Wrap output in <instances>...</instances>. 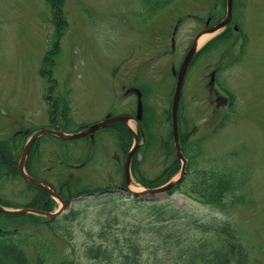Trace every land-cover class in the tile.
I'll return each instance as SVG.
<instances>
[{
  "label": "rangeland",
  "instance_id": "374dc122",
  "mask_svg": "<svg viewBox=\"0 0 264 264\" xmlns=\"http://www.w3.org/2000/svg\"><path fill=\"white\" fill-rule=\"evenodd\" d=\"M219 1L178 0L166 11L143 19L140 16L145 11L142 0H64L59 17H62L61 21L56 19L47 0H0V130L7 127V132L0 133V139L18 134L19 130L52 126L51 118L55 119L57 115H50V102L56 97L59 101L67 96L71 101L72 122L67 123L60 118L61 125H94L109 112L134 115L137 105L135 94L125 96L124 93L131 87L139 88L155 117L150 128L155 146L150 152L139 153L138 159L142 162L141 169L149 172L150 176L159 174L166 158L160 157L161 141L157 140H163L171 130V122L167 123L166 119L176 86L174 69L179 70L187 49L208 16H212L216 24L221 20L217 10L214 14ZM241 12L239 21L247 41L244 55L232 64L240 55L243 44L239 35H235L229 49L216 53L215 57L212 54L205 61V67L212 65L211 70L221 69L219 86L230 99L234 96L233 107L215 111L218 108L217 97L215 93V96H210L207 84L210 72H206L203 66L195 71L197 75L190 73L188 76L181 110L183 120H190L188 125L191 128L193 124L197 126L194 140L206 137L202 149L207 158L216 159L218 165L230 166L245 176L252 202L233 210L232 218L244 242L256 252L257 263L264 264V0H245ZM177 18H183V21L175 34V51L171 54V35ZM62 23L63 30L59 32L57 27ZM224 30L213 34V37ZM213 37L210 36L206 43L209 41V44ZM58 49L57 62L46 65L44 69L52 73L46 75L45 72L44 75L43 65L49 63L45 60L47 53ZM205 75L207 78H203ZM49 76L61 86L53 99L49 94L53 85L48 82ZM115 76L118 84H125V91L120 88L118 93L113 91ZM218 104L222 105L223 100ZM223 111L229 115L230 121L216 133L214 129ZM128 128L139 135L135 120L129 122ZM104 134H100L88 165L74 174L72 170L75 168L71 165L79 164L62 166L68 167V178L79 181L81 186L86 183L101 187L123 184L122 172L118 177L115 175L118 170L115 156L118 154L120 157L119 168L124 165V157L114 136L107 138ZM78 144L82 142L68 141V156L78 157ZM134 144L133 136L131 148ZM42 145L46 149L47 172L57 173L59 167L55 160L64 154L62 145L47 136L42 138ZM60 173L63 171L59 170L57 174ZM48 174L51 175L50 172ZM114 190L115 194H120L118 197L124 205L125 200L120 197L130 200L131 190L140 191V188L131 185L128 192ZM25 192H28L27 185L22 179L16 182L0 179L1 200L23 206L26 200L22 195ZM106 194L87 196V199L85 195L79 196L78 201L71 202L65 211V215L77 212L76 219L57 220L53 231L46 229L49 225H25L22 220L12 221L8 230L35 233L37 228L41 229V236L54 245L47 264H58L67 250L74 252L79 264H97L84 258L82 248L88 233L105 221L100 219L98 199ZM142 199L170 200L180 209L202 219L224 216L180 193H162ZM119 214L112 226L113 232L123 238V224L134 222L135 217L126 216L122 206ZM3 221L0 218V228L5 223ZM145 239L148 244L149 236ZM148 247L149 255L153 245L148 244Z\"/></svg>",
  "mask_w": 264,
  "mask_h": 264
},
{
  "label": "trees",
  "instance_id": "16d2710c",
  "mask_svg": "<svg viewBox=\"0 0 264 264\" xmlns=\"http://www.w3.org/2000/svg\"><path fill=\"white\" fill-rule=\"evenodd\" d=\"M177 1L142 0L145 11L140 16L143 19H147L157 15L162 11H166L167 7L174 5ZM47 2L51 4L56 19L62 21V17H59L64 0H47ZM219 3L215 5L214 14L217 10L221 14L219 15L220 19H222L226 12V0H220ZM244 5L245 0H234L233 23L239 26L240 33L234 30L233 23L230 24L223 33L216 36L202 49L199 56L206 52H209L208 54H216L221 53V51H226L234 42L235 35H239V41H242L243 44L240 55L232 61V64L236 63L244 55L247 41L239 21V15L242 13L241 8ZM57 29L59 32L62 31L63 23ZM58 53L59 49L56 52L52 50L47 53L45 60H48L49 63L45 62L43 65L44 75L45 72L46 75L47 73H52L51 70L44 69L46 65L50 63L54 65L57 62L55 56ZM48 81L54 82L51 76H49ZM58 84L54 82L52 91H49V94H53L51 95L52 97L50 96V99H53L55 97V91L59 90L60 86ZM232 97L234 98L233 95ZM233 98L231 99L230 108L234 105ZM50 115H57V118H51L53 123L50 127L52 128L60 126L66 132H78L85 128L83 125L72 127L69 125H61L62 121H59L60 118L64 119L67 123L72 122L71 101L61 99L56 101L55 104L51 103ZM166 121L167 123L168 121L171 122L170 110L167 112ZM229 121V115L225 114L220 118L214 131L217 133ZM141 123L146 136V142L143 148L138 150L134 156L132 172L139 183L147 188H155L164 185L179 172L181 169V161L176 154L171 129L168 135L163 137V140H157L161 141L159 143V151H161L160 157L166 158L159 174L150 176L149 172L141 169L142 162L138 159L139 153L143 152L145 154L146 151L150 152V149L155 146L154 135L150 129L151 123H155V117L152 116L151 108L146 104L145 99ZM193 126L191 128L188 125V121L185 122L183 120L182 110H180V144L189 164L187 172L181 182L171 188L168 193H180L202 205H206L212 210L220 212L222 216L224 215L222 218H198L186 210L180 209L170 200L143 201L138 199L128 200L122 197L125 200L123 205L119 197L109 193L112 188L111 184L105 187L87 184L81 186L79 181L68 178V167L58 168V171H63V174H57L58 171L57 173L48 171L51 175L48 172L46 173V182L68 204L79 196H94L108 192L105 196L98 199V202H100L98 210L102 216L100 219H105V221L100 222L95 231L88 233V237L86 236L88 242L86 241L82 248L83 256L86 260L96 262L97 264H258L256 252L244 242L232 218L233 210L245 207L252 202V195L245 176L233 171L234 169L230 166L218 165L216 159L207 158L202 149V144L206 137H199L200 139L194 140V133L197 130V126L194 124ZM36 130L37 128H30L29 131L19 130L20 132L18 134L11 136L9 139L13 143L10 142V144H7L6 140L0 142V179L11 182L22 179L18 169L21 151L27 138ZM105 130H108L114 136L113 138L116 139L118 150L125 160L131 148L133 133L122 122L109 126ZM101 133L98 132L96 134L94 146L89 136L75 139V142H82V144H78L77 150L80 153L77 158H74L73 154L68 156L70 154L67 148L68 141L53 136L47 137L57 140L58 144L60 143L62 145L61 149L63 150L62 153H64L62 157L67 160V165L70 163L79 164L78 170H81L90 162L89 157L93 156V151L96 150L97 141ZM42 138L38 141V146H40V143L42 144ZM68 151L69 153L66 154ZM38 152H40L39 149L32 152L30 160L28 161L29 163L37 156ZM64 171L66 172L64 173ZM30 187L35 188V193H39L41 196L38 202L36 199L34 200L36 204L32 207L44 211H53L56 208V201L46 191L37 187ZM0 203L9 207H21L20 205H14L1 199ZM121 206L125 210L126 216H129V218L132 216L135 217L134 222L129 221V223L123 224L125 230L123 238L113 232L114 227L112 226V222L116 215L119 214ZM0 215L2 220H4L3 223L5 222L4 224L2 223L3 226L1 228L3 232L0 234V264H47L50 254L54 252V245L48 243L46 241L47 239L41 236V229L37 228L35 233H28L26 231L11 232L8 230L10 228L9 224H12V221L22 220L25 225H32L34 219H41V217L31 214ZM77 215V212L72 211L70 215L64 214L59 219L73 221ZM57 220L39 225H49L46 226V229L53 231L52 227ZM33 225L38 224L35 223ZM147 236L150 239L148 244L153 245L149 251V255L147 253L149 247L147 242H145V237ZM58 264L79 263L74 257V252L67 250V253L61 257Z\"/></svg>",
  "mask_w": 264,
  "mask_h": 264
},
{
  "label": "water",
  "instance_id": "95a60500",
  "mask_svg": "<svg viewBox=\"0 0 264 264\" xmlns=\"http://www.w3.org/2000/svg\"><path fill=\"white\" fill-rule=\"evenodd\" d=\"M233 6H234V0H226V15L225 17L217 23L215 26L212 28L200 32L193 44L191 45L190 49L188 50L186 56L184 57V60L182 62V65L180 67L179 73H178V78H177V84L175 88V93L173 96V101H172V129H173V135H174V143H175V148L178 157L182 161V169L180 171V174L176 179H171L169 182L166 184L156 187V188H144L140 184L134 182L133 176H132V171H131V165L132 161L134 158L135 153L137 150L141 147V144L139 143V137L134 133L135 137V144L129 151L125 163V175H126V184L127 186H136L139 188H143V190L140 192L141 194H158V193H163L171 188H173L177 183H179L182 178L185 175L186 168L188 165L187 158L182 152L181 145L179 142V128H178V112H179V105H180V99H181V94H182V89H183V84H184V79L185 75L187 73V70L193 61L194 57L196 56L197 52L199 51V39L201 36L205 33H218L225 29L233 19ZM235 29L237 30L238 27L235 25ZM137 121L140 122L143 118V105H142V99H141V93H139V101H138V110H137V115H136ZM130 117L128 116H117V117H112L108 118L107 120L100 122L92 127H90L87 130L77 132V133H66L62 130L58 129H50V128H42L38 131H36L33 135L30 136L28 139L27 143L25 144L20 161L18 164V168L20 171V174L28 181L30 184H33L44 191H46L51 197L55 198L59 202H61L62 206L58 209L56 212H46L44 210H36V209H29V208H21V209H8L2 205H0V212L3 213H9V214H23V213H34L38 215H42L45 217H48L50 220H53L60 216L63 213L64 208L66 207L65 201L46 183L39 181L33 177H31L25 169V164L27 157L29 155V152L31 150L32 145L35 143V141L45 135H52L55 137H58L60 139H65V140H71L75 138H80L83 136H86L88 134H93L96 130L106 127L109 124H113L116 122H124L127 123L129 121ZM93 136V135H92ZM143 137V134H142ZM144 138V137H143Z\"/></svg>",
  "mask_w": 264,
  "mask_h": 264
},
{
  "label": "flooded vegetation",
  "instance_id": "af4514ba",
  "mask_svg": "<svg viewBox=\"0 0 264 264\" xmlns=\"http://www.w3.org/2000/svg\"><path fill=\"white\" fill-rule=\"evenodd\" d=\"M183 20L182 19H177V21H176V23H174V31L172 32V35H171V38H172V46H171V54L175 51L174 49H175V34L178 32V29H179V24L182 22ZM214 20H213V18H212V16H208V18H207V20L204 22V25H203V28H201L199 31H198V33H200V32H203V31H206V30H208V29H210V28H212L216 23H214L213 22ZM195 39V38H194ZM194 39H193V41H194ZM193 41H192V43H193ZM191 43V44H192ZM207 45V44H206ZM205 45V46H206ZM205 46H203L202 48H201V50H199V52L197 53V55H196V57H195V59L192 61V63H191V65H190V67H189V69H188V73H187V76H186V79L188 78V76L190 75V73L191 74H193V73H195V75H197L196 74V72L195 71H198V69H201L203 66H204V69H205V71L206 72H210L209 74V81L207 82V84H208V91H210V96H215L216 95V102H217V109L215 110L216 112L219 110V111H221L222 109H224V108H227L228 106H229V104H231V102H230V100H229V96L227 95L226 96V94H225V90H223L220 86H219V82H220V79H219V76H220V68H214L213 70H211V66L212 65H208L207 67H205V65L207 64V63H205V61H206V59L208 60V59H210L211 58V56H212V54H208L209 52H206V53H204L203 55H201V56H199V54L201 53V51H202V49L205 47ZM190 47H191V45H190ZM189 47V48H190ZM188 48V49H189ZM173 49V50H172ZM187 49V50H188ZM215 54H213V56H214ZM215 57V56H214ZM120 67H118V69H119ZM125 69H126V67H125ZM207 78V76L205 75V76H203V78ZM115 78H116V76L114 77V80H113V83H112V87H113V91L115 92V93H118L119 92V88L120 89H122V91H125L124 89H125V84H118L117 83V80H115ZM54 82H55V80H53ZM49 82V81H48ZM54 82H53V84H54ZM50 83H52V82H50ZM57 83V82H56ZM206 84V85H207ZM59 86H60V84H58ZM61 87V86H60ZM52 88H53V85H51L50 86V89L51 90H49V91H52ZM137 88H133V87H131L130 89H127V91H125V93H124V95H126V94H137ZM60 91V90H59ZM68 93H69V91H68ZM213 93H215V95L213 94ZM51 95H53V94H50V96ZM69 95H71V92L69 93ZM137 97V96H136ZM212 97H210V98H212ZM61 99H64L65 101L67 100V96H65L64 98H61ZM58 100V97L56 98V99H54L52 102H50V101H48V102H50V103H52V104H55L56 103V101ZM221 100H223V104L222 105H219L218 103H220V101ZM227 106V107H226ZM226 110V109H225ZM224 110V111H225ZM224 111L222 112V114L224 113ZM116 116H118V115H115L114 113H111V112H109L107 115H106V117L103 119V120H107L108 118H112V117H116ZM135 116H136V113H135ZM117 123H120V122H116V123H113V124H109L108 126H106L105 128H103L102 130H99V131H97V132H95L94 133V137H96V134L98 133V132H103V133H105L106 135H107V138L109 137V136H112L111 135V133H109V131L108 130H105L107 127H109V126H113V125H115V124H117ZM85 126V128H90L91 127V125H88V124H86V125H84ZM7 129V127L5 128V129H1L0 130V133L2 134L3 132L2 131H4V130H6ZM29 129L30 128H28V129H26V130H28L29 131ZM28 131H26V132H28ZM6 132H7V130H6ZM104 134V135H105ZM103 135V136H104ZM91 136L89 135V138H90ZM93 137V138H94ZM11 138V136H7V137H5L4 139H0V142L1 141H4V140H6L7 141V144L9 143L10 144V142L11 143H13V141L11 140H9ZM29 138V137H28ZM92 138V137H91ZM41 138H39V139H37L36 141H35V143L32 145V147H31V150H30V152H29V155H28V157H27V160H26V164H25V169H26V172L31 176V177H33V178H35V179H37V180H39V181H42V182H46V180H45V175H46V173H47V169L45 168V153H44V150H45V147L40 143V146H38L37 145V143H38V141L40 140ZM28 140V139H27ZM27 140H26V142H25V144L27 143ZM25 144H24V146H25ZM24 146H23V148H24ZM7 148L10 150V148L7 146ZM23 148H22V150H23ZM38 150L39 149V151L40 152H38V154H37V156L29 163L28 161L30 160V155L32 154V152H34L35 150ZM22 152V151H21ZM115 159H116V165H118V167H120L119 166V164H120V158H119V155L118 154H116V156H115ZM55 162L57 163V166L59 167V168H61L63 165H65V164H67L66 162H67V160L66 159H64L63 160V157H59V159L58 160H55ZM28 166H29V169H28ZM71 167L72 168H75V170H72L73 172V174H74V172H77V170L76 169H78V167L79 166H77V165H71ZM19 169V168H18ZM51 168H49L48 170H50ZM121 173V171H120V169H118V171H117V173L115 174L117 177L119 176V174ZM22 180H23V182L25 183V185H28L27 186V191L28 192H25L23 195H22V197H24V199L26 200L25 201V204L23 205L24 206V208H29V209H36V208H34V207H32V206H34V204H36L35 202H34V200L36 199L37 200V202L41 199V196H40V194L39 193H35V188H31L30 186H33V187H37V186H35V185H33V184H30L28 181H26L23 177H22ZM50 180H52V179H50ZM85 182H87V181H85ZM47 183V182H46ZM49 184V183H48ZM30 185V186H29ZM118 187H120L121 185H117ZM30 189H29V188ZM38 188V187H37ZM57 192V191H56ZM51 197V196H50ZM85 197H87V196H85ZM52 198V197H51ZM53 199V198H52ZM54 200V199H53ZM76 202V201H75ZM36 210H38V209H36ZM31 215H34V214H31ZM41 217V216H40ZM49 222V220L48 219H46V218H44V217H41V219H34V223H39V224H46V223H48Z\"/></svg>",
  "mask_w": 264,
  "mask_h": 264
},
{
  "label": "bare ground",
  "instance_id": "6f19581e",
  "mask_svg": "<svg viewBox=\"0 0 264 264\" xmlns=\"http://www.w3.org/2000/svg\"><path fill=\"white\" fill-rule=\"evenodd\" d=\"M214 34V33H213ZM212 33H208V34H203L201 36V38L199 39V46L203 45L206 43V41L210 38V36L213 37Z\"/></svg>",
  "mask_w": 264,
  "mask_h": 264
}]
</instances>
